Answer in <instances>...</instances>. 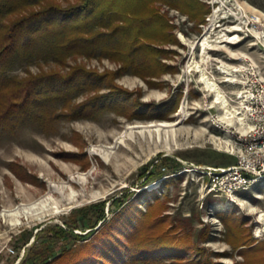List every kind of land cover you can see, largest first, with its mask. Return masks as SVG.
Masks as SVG:
<instances>
[{
	"label": "rangeland",
	"instance_id": "rangeland-1",
	"mask_svg": "<svg viewBox=\"0 0 264 264\" xmlns=\"http://www.w3.org/2000/svg\"><path fill=\"white\" fill-rule=\"evenodd\" d=\"M55 1L62 6L72 2ZM199 1L206 14L198 22L155 4L166 27L150 35L153 38L141 39L155 54L142 66L124 68L119 60L72 55L64 65L34 59L12 67L9 74L20 78L26 69L33 74L56 71L66 77L82 66L94 73L93 88L80 92L72 106L101 95H115L119 103L91 117H57L50 129L30 124L0 137V264H23L40 255L48 229L73 226L75 211L99 202L105 203V219L92 229L94 233L87 236L91 229L82 226L74 230L78 238L53 239L48 261L58 258L64 246L75 251L94 243L105 230L127 243L125 237L133 230L130 224L124 228L122 221L133 218L138 236L148 230L151 235L174 237L176 242L187 240L189 248L179 255L182 262L264 264L263 186H251L234 198L209 191L211 170L236 163L232 133L241 129L225 118L221 105L191 68L198 63L219 87L229 110L238 112L241 77L233 70L248 59L264 72L263 41L249 36L222 42L221 35L228 36L231 23L220 15L227 8H237L235 1ZM237 1L249 13L264 15V0ZM205 32L211 49L202 57L199 40ZM176 121L172 127H136ZM117 200L122 206H112ZM257 248L262 250L256 254L257 261L247 262L243 251ZM159 254L163 264L180 259L162 250L154 252Z\"/></svg>",
	"mask_w": 264,
	"mask_h": 264
},
{
	"label": "trees",
	"instance_id": "trees-1",
	"mask_svg": "<svg viewBox=\"0 0 264 264\" xmlns=\"http://www.w3.org/2000/svg\"><path fill=\"white\" fill-rule=\"evenodd\" d=\"M71 1L62 6L55 0H0V137L15 134L30 124L42 130L50 129L57 117H91L114 109L119 103L115 95L113 98L101 95L72 106V100L80 92L93 88L95 75L82 66L74 68L66 77L56 71L40 70L33 74L26 69L25 76L20 78L9 74L13 66L34 59L64 65L67 57L81 55L115 59L121 61L124 68H134L152 61L155 55L150 45L140 42L141 39L153 38L150 35H156L166 27V20L158 13L156 3L186 13L196 22L206 14L199 0ZM59 108L68 111L57 113ZM176 108L175 105L171 111ZM149 180L151 175L147 177ZM122 204L117 200L112 206ZM104 206V202H99L78 209L74 212L77 213V223L67 229L61 226L48 229L49 235L41 240V246H45L43 252L26 259L23 264H163L162 255H154L155 251L161 250L162 254H174L180 258L174 261L175 264H200L182 262L179 255L189 248L187 240L176 242L174 237L162 233L151 235L148 230L138 236L137 223L131 224L133 218L129 223L125 219L122 221L124 228L130 224L133 230L131 236L125 237L127 243H123L119 235L117 239L115 234L105 230L94 243L75 251L64 246L58 258L48 261L53 254L52 246H49L53 239L78 238L74 230L82 226L91 229L87 235L90 237L94 233L92 229L105 219ZM92 214L93 222L90 221ZM255 250L243 251L247 262L257 261L256 254L262 250Z\"/></svg>",
	"mask_w": 264,
	"mask_h": 264
},
{
	"label": "built area",
	"instance_id": "built-area-1",
	"mask_svg": "<svg viewBox=\"0 0 264 264\" xmlns=\"http://www.w3.org/2000/svg\"><path fill=\"white\" fill-rule=\"evenodd\" d=\"M232 1H235L237 8H227L225 15L219 14L220 18H226L231 23L226 33L230 38L235 37L233 43L249 36L255 41L262 40L264 49V15L255 10V13H249L237 0ZM218 10V7L213 8L215 17ZM244 63L233 70L241 77V90L237 99L243 122L241 130L232 133V154L236 157V163L225 169H212L210 173L209 191L227 198H234L240 191L254 185L263 186L264 194V72L248 59Z\"/></svg>",
	"mask_w": 264,
	"mask_h": 264
},
{
	"label": "bare ground",
	"instance_id": "bare-ground-1",
	"mask_svg": "<svg viewBox=\"0 0 264 264\" xmlns=\"http://www.w3.org/2000/svg\"><path fill=\"white\" fill-rule=\"evenodd\" d=\"M229 37L230 36H226L225 34H222L221 35L222 42L233 43L234 42L233 40H235V37H233V38H229ZM199 42H200L199 46L201 47V56L203 57L205 54L208 53L207 50L211 49L210 48L211 45L209 44V42H211V41L208 40V32H205V34L202 36V38L199 40ZM191 63H194V61L191 62ZM189 66H191V65H189ZM191 68H193V70L199 74V81L202 84L205 85L207 91H209V92H211L213 94L214 102L221 105V108L223 110L225 118L227 120H229V121L233 120L236 125L237 124L239 126L243 125L242 119H241V117H239L240 113L232 111V110H229L227 100L223 99L222 95L220 94L219 87L213 81H211L208 78V76L206 75L204 69L198 63H195L194 65H192ZM218 69L221 71V73L226 74L227 76H230V74L228 73L227 70H225V68L219 67ZM191 70L192 69H190V71ZM181 111H182V109H181ZM229 123H231V122H229ZM176 124H177V121L176 122H171V123L170 122H161V123H157V124H152L151 123V124H149L147 126H136V127H141V128H143V127H146V128H151V127H156V128L157 127H172V126H174ZM133 127H135V126H133ZM259 219H262V214H260V218Z\"/></svg>",
	"mask_w": 264,
	"mask_h": 264
}]
</instances>
